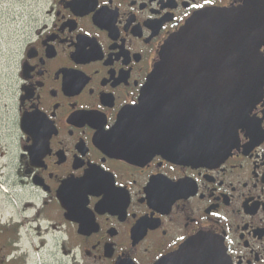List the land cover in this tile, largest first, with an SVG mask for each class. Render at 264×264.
I'll return each instance as SVG.
<instances>
[{
	"label": "flooded vegetation",
	"instance_id": "flooded-vegetation-1",
	"mask_svg": "<svg viewBox=\"0 0 264 264\" xmlns=\"http://www.w3.org/2000/svg\"><path fill=\"white\" fill-rule=\"evenodd\" d=\"M44 1L18 37L7 133L16 150L0 148V177L22 197L0 203V264H28L29 233L66 264H156L202 234L226 264H264V26L236 37L263 70L223 154L127 160L109 134L171 35L202 10L247 0Z\"/></svg>",
	"mask_w": 264,
	"mask_h": 264
},
{
	"label": "water",
	"instance_id": "water-1",
	"mask_svg": "<svg viewBox=\"0 0 264 264\" xmlns=\"http://www.w3.org/2000/svg\"><path fill=\"white\" fill-rule=\"evenodd\" d=\"M262 14L264 0L202 10L171 35L138 103L122 111L109 133L115 154L134 161L154 151L177 161L223 154L260 95L257 82L263 70L252 64L256 49L237 45L232 37L246 35L245 30L256 35L264 26ZM156 264L226 262L219 243L202 234Z\"/></svg>",
	"mask_w": 264,
	"mask_h": 264
},
{
	"label": "rangeland",
	"instance_id": "rangeland-1",
	"mask_svg": "<svg viewBox=\"0 0 264 264\" xmlns=\"http://www.w3.org/2000/svg\"><path fill=\"white\" fill-rule=\"evenodd\" d=\"M44 4V0H0V148L7 149L8 147L11 155L16 147L14 148V145L7 140V133L13 106L11 82L20 52L18 37L23 28L27 26L26 20L30 14L34 15L40 11ZM6 160L5 158L0 160V167ZM9 180H6L5 174L0 177V203L3 205H7L5 203L8 199L6 194L15 195L16 202L18 197H22L17 190L10 189ZM15 201L11 203L14 204ZM22 245L30 256L28 264H66V261L60 257V253H57L53 247V241L47 242L48 248L38 250V241L34 238V233H29L22 237Z\"/></svg>",
	"mask_w": 264,
	"mask_h": 264
},
{
	"label": "bare ground",
	"instance_id": "bare-ground-1",
	"mask_svg": "<svg viewBox=\"0 0 264 264\" xmlns=\"http://www.w3.org/2000/svg\"><path fill=\"white\" fill-rule=\"evenodd\" d=\"M242 35H243V34H242ZM242 35L238 34V35L232 37V39L235 40L237 36L240 37V36H242ZM243 36H244V35H243Z\"/></svg>",
	"mask_w": 264,
	"mask_h": 264
}]
</instances>
